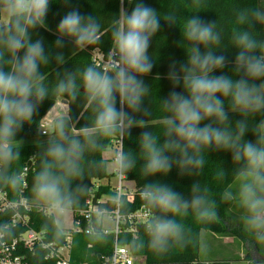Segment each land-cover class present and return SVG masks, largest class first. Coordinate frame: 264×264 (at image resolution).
Here are the masks:
<instances>
[{
  "label": "trees",
  "instance_id": "trees-1",
  "mask_svg": "<svg viewBox=\"0 0 264 264\" xmlns=\"http://www.w3.org/2000/svg\"><path fill=\"white\" fill-rule=\"evenodd\" d=\"M136 2H143L154 8L160 18V29L152 36L148 49L154 67L151 73L142 77L147 91L142 97L139 111L134 112L126 104L121 105L117 94V106L129 112L133 123L130 126L126 123L122 130L104 134L96 126L99 101L88 91L84 73L89 67L101 73L106 72L94 61V51L98 49L106 56L116 51L113 31L119 27L122 13L125 10L130 12ZM73 8L79 9L85 16L91 15L95 18L100 26L96 42L80 46L71 38L63 37L64 44L57 46L55 42L59 36L58 23L63 15ZM251 9L264 10V0H49L46 17L35 27H28L27 37L30 42L42 40L45 47L48 62L41 64L40 75L46 96L38 104L32 117L23 122L22 127L9 140L13 157L8 160L0 159V190L7 192L14 200L24 196L33 204L55 203L37 195L35 190L36 177L47 164L51 163L53 175L61 181L62 194L71 195L72 198L70 205H61L66 208H82L94 181L101 182L96 198L104 193H111L110 180L114 174L108 171L109 159L104 157V153L113 142L122 138V156L132 161L131 166L122 167V171L128 181L135 183L139 193L145 192L149 185L168 186L190 205L173 215L146 200L152 208L154 220L174 219L183 226V231L179 238L168 241L165 250L157 251L150 245L149 229H144L138 239L128 241L132 244L134 252L146 256L151 264H190L201 261L199 254L202 231H211L219 235L228 233L230 228L226 221L229 218V204L225 200L226 191L243 173H252L248 160L242 154L240 159L235 158L238 147L242 148L249 141L258 147L264 146L260 143L264 139V107L241 110L233 106L231 96L221 97L228 119L221 123L215 118H210L202 121V124L211 123L214 127L227 130L232 134V142L237 147L212 144L201 145L199 152L188 149V154L196 156L202 163L187 166L176 163L180 159L179 151L167 152L166 154L173 161V166L168 172L156 174L145 172L147 155L142 146L141 134L145 131L152 133L158 147L163 146L167 139L165 121L171 113L165 109L163 101L173 88L167 74L171 64L175 63L179 66L187 62V50L191 46V42L186 40L183 34V26L187 19L198 16L204 22L214 25V30L220 34V43L212 45L211 50L227 57L226 67L217 70L214 74L239 79L242 73L238 74L234 69L235 57L239 51L234 45V34L247 30L256 40L264 41V21L250 16L249 23L238 22L239 15ZM169 16L174 18L171 23L165 19ZM11 23L12 18L6 24L0 23V41L8 35L3 30ZM207 50L201 47V51ZM11 58L12 53L0 43V65L5 71L11 67L9 63ZM107 74L114 73L108 70ZM69 76L74 80L75 88L72 92H61L59 84ZM263 81L256 80L250 83L261 84ZM176 90L183 91V88L178 87ZM60 98L67 100L68 114L55 119L50 133L52 138L41 139L47 135L41 134L40 125ZM238 122H243L245 125V132L239 140L236 139ZM73 139L80 142L82 150L76 162L78 174L69 176L67 170L62 167V161H52L48 156V148L53 143L66 146L68 141ZM25 167L29 170L26 176L27 186L23 187L20 175ZM64 180H67V184L63 182ZM104 180L108 182L104 183ZM194 197L203 199L201 209L191 206ZM142 202L144 201L137 199L129 209H136ZM128 207L129 204L123 200V210H128ZM207 208H210L214 215L209 219H201L200 211ZM29 214L32 226L38 230H46L49 240H62L63 234L54 216H46L36 208H33ZM10 218V212L0 215V233L7 231L6 226ZM233 231L244 240L255 241L259 237L258 232L248 226L246 228L240 225L238 228H233ZM17 234L13 232V235ZM89 244H93V247L88 248ZM112 245V235L77 234L73 258L77 263L91 261L92 255L108 254ZM211 263L229 264L226 260H213ZM32 264L56 263L45 260L42 255H35L32 256Z\"/></svg>",
  "mask_w": 264,
  "mask_h": 264
},
{
  "label": "clouds",
  "instance_id": "clouds-1",
  "mask_svg": "<svg viewBox=\"0 0 264 264\" xmlns=\"http://www.w3.org/2000/svg\"><path fill=\"white\" fill-rule=\"evenodd\" d=\"M3 10L12 23L3 30L8 33L0 41L12 53L8 71L0 65V159L13 157L9 140L29 120L37 110V106L46 96V89L41 83V64L48 62L43 41L30 42L28 27L42 23L49 10V0H0ZM264 21V10L251 9L239 15L240 24L249 23V17ZM170 23L173 17H165ZM99 24L91 15H83L79 9L73 8L60 19L57 29L59 36L57 46L64 44L63 37L73 40L76 45L84 46L96 42ZM14 29V31H13ZM160 29V18L157 11L143 2H136L131 11L122 13L119 27L113 31V40L117 58L113 59L110 69L101 73L89 67L84 73L88 91L99 101L96 115V126L104 133L110 134L123 129L125 124L131 125L133 118L123 107L117 106V94L120 104L127 105L132 111H139L142 97L147 87L142 77L151 73L154 63L148 49L152 36ZM183 34L191 42L187 50L186 63L169 66L167 78L173 85L167 98L163 101L165 109L171 113L165 123L167 131L163 146L158 147L155 137L150 132L141 134L142 146L147 155L145 172L156 174L168 172L173 161L167 152L179 151L180 159L176 163L199 165L202 163L196 156H190L188 149L199 152L201 145L237 147L232 142V134L225 129L214 127L202 121L215 118L223 123L228 119L221 97L231 96L233 106L241 110L264 107V83L250 81L264 80V41H258L247 31L234 34V45L239 49L234 61V69L242 75L233 79L228 75H215L217 70L227 65V57L211 50L212 45H219L220 34L214 25L193 16L185 22ZM208 49L201 51V47ZM182 87L183 91L176 88ZM74 80L69 76L61 81V92H72ZM236 139L245 132L243 122H238ZM264 145V139L260 142ZM82 145L78 140H69L67 145L53 143L48 148V156L52 161H62L69 176H75L77 160L81 155ZM241 154L248 160L252 169L253 183L245 184L242 194L247 208L251 212L249 223L256 229H264V196L257 194L256 185L264 186V146L258 147L253 142H246L238 147L235 158ZM132 161L120 158L121 167H130ZM51 163L47 164L36 177L37 195L55 201L57 206L72 203L71 195L62 194L61 181L53 175ZM67 184V180L63 181ZM264 191V187L261 188ZM144 196L146 200L164 212L173 215L181 209L188 208L189 202L168 186L149 185ZM204 203L201 197H194L191 206L201 209ZM214 215L210 209L200 211L201 219H209ZM150 245L157 251L165 250L170 239L181 236L183 226L174 219H157L149 225Z\"/></svg>",
  "mask_w": 264,
  "mask_h": 264
},
{
  "label": "built area",
  "instance_id": "built-area-1",
  "mask_svg": "<svg viewBox=\"0 0 264 264\" xmlns=\"http://www.w3.org/2000/svg\"><path fill=\"white\" fill-rule=\"evenodd\" d=\"M116 58V51L106 56L97 49L93 55L94 61L104 71L111 70L110 64ZM47 124L42 121L40 125V132L43 135H49L52 132L47 129ZM115 143L118 149L115 158L117 166L113 172L114 177H117L116 185L112 186L110 183L111 193H104L96 198V192L101 187V182L94 181L82 208H66L48 202L33 204L24 196L14 200L7 192L0 190V215L11 213L10 221L6 226L7 231L0 233V264H32V256L35 255H42L45 260L53 261L56 264H151L146 256L134 252L132 244L128 241L138 239L144 229H149V225L155 221L154 214L146 202L144 192L139 193L135 183L132 188L127 185L131 181L126 179L120 164L122 138ZM28 170L29 168L25 167L20 175L23 187L27 186ZM137 199L144 202L134 210L129 209ZM123 200L129 204L128 210H123ZM33 208L46 216H54L56 213L68 214L70 228H60L63 234L62 240H49L46 230H38L32 226L29 212ZM55 220L59 226L57 219ZM107 221L114 223L113 229L107 228ZM19 228L24 230L21 231ZM13 232L18 234L13 235ZM77 234L112 235V249L108 254L92 255L91 261L77 263L73 258ZM92 247L93 244L88 245V248ZM190 264L212 263L209 260H201Z\"/></svg>",
  "mask_w": 264,
  "mask_h": 264
},
{
  "label": "rangeland",
  "instance_id": "rangeland-1",
  "mask_svg": "<svg viewBox=\"0 0 264 264\" xmlns=\"http://www.w3.org/2000/svg\"><path fill=\"white\" fill-rule=\"evenodd\" d=\"M10 17L7 16V14L0 10V23L6 24L9 22ZM264 83V81L262 82ZM61 99L57 102V104L48 112V114L43 119V122L48 123L47 129L52 130L54 121L56 118L63 116L66 114L65 110L62 108ZM53 136L51 134L41 138V139H47L52 138ZM118 149L117 144L113 142V145L108 148V150L104 153V156L109 159L108 163V171L113 173L115 167L117 166V163L115 161V158L117 156ZM104 183L108 182V180H104ZM110 183L113 185H116L117 183V177H113L110 180ZM253 183V176L252 173H243L238 179H236L232 185L227 189L225 200L228 202V213L232 216L236 217H242L250 214L249 209L246 206L244 196L242 194V189L245 184ZM127 185L132 188V185L134 186V182H128ZM55 219H57V222L62 229H68L70 228V223L68 222V214L63 215L62 213H56L54 215ZM107 228L113 229L114 223L111 221H107ZM247 228V227H246ZM251 233V232H250ZM211 231L203 230L201 233V249H200V257L205 258V256L208 255H220L225 256L227 260H229V264H249L248 261L244 259V257L241 258V253L247 254L248 250L247 247L244 246L241 240H237L233 244H229V242L225 241V237L223 235L217 234V238L213 239L211 236ZM264 240V238H263ZM257 244H258V238H257ZM261 244V241L259 242ZM258 246L263 249L264 243L262 245ZM248 246V243L246 244ZM243 252H241L242 250ZM264 252V251H263Z\"/></svg>",
  "mask_w": 264,
  "mask_h": 264
},
{
  "label": "crops",
  "instance_id": "crops-1",
  "mask_svg": "<svg viewBox=\"0 0 264 264\" xmlns=\"http://www.w3.org/2000/svg\"><path fill=\"white\" fill-rule=\"evenodd\" d=\"M61 103H62V108L63 110H65L66 114H64L65 116L68 114V103L65 102V99H61ZM105 157V156H104ZM107 158V157H105ZM108 159V158H107ZM258 185V184H257ZM264 187V186H260L258 185V188H257V194L260 195V196H264V191H261V188ZM251 215L252 214H248L246 216H242V217H238V219L234 216H232L231 214L229 215V218L227 219L226 221V224L229 226V231L228 233H226L225 235L223 236H226L225 237V241L229 242V244H233L235 243L238 239L242 241V243L244 244V246L247 247V254L245 253H241V258L244 257V259L246 261H248L249 264H264V248L261 249L258 244L259 242L261 241V244H259L260 246L262 245V243H264V230L263 231H259L260 229H256L252 224L249 223L250 221V218H251ZM241 226H248L249 228H251L252 230L255 229L256 232H258V244H257V239L255 241H250V240H247V239H242L240 238L236 232L233 231V228L237 227L238 226L240 227ZM217 234L212 232L211 236L213 239H216ZM248 243V246L246 245ZM242 250V249H241ZM243 252V250L241 251ZM246 257H248L249 259L247 260ZM201 258V257H200ZM202 260H210V261H213V260H226L228 261V263L230 262L229 260L226 259L225 256H220V255H208V256H205V258H201Z\"/></svg>",
  "mask_w": 264,
  "mask_h": 264
},
{
  "label": "water",
  "instance_id": "water-1",
  "mask_svg": "<svg viewBox=\"0 0 264 264\" xmlns=\"http://www.w3.org/2000/svg\"><path fill=\"white\" fill-rule=\"evenodd\" d=\"M65 102L68 103L67 100H65Z\"/></svg>",
  "mask_w": 264,
  "mask_h": 264
}]
</instances>
